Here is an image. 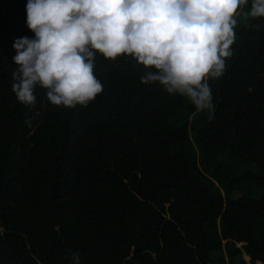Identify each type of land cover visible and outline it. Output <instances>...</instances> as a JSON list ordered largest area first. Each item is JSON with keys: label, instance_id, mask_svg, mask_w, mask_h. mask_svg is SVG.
Wrapping results in <instances>:
<instances>
[{"label": "trees", "instance_id": "obj_1", "mask_svg": "<svg viewBox=\"0 0 264 264\" xmlns=\"http://www.w3.org/2000/svg\"><path fill=\"white\" fill-rule=\"evenodd\" d=\"M27 2L0 0V264H264V17L244 16L251 0L208 81L211 114L141 83L132 57L97 53L103 92L65 108L36 86L31 126L12 91L13 44L34 38Z\"/></svg>", "mask_w": 264, "mask_h": 264}, {"label": "clouds", "instance_id": "obj_2", "mask_svg": "<svg viewBox=\"0 0 264 264\" xmlns=\"http://www.w3.org/2000/svg\"><path fill=\"white\" fill-rule=\"evenodd\" d=\"M249 0H28L27 27L17 39L12 91L37 119L35 88L54 106L86 107L104 90L95 75L96 54L115 61L127 55L147 71L141 83L159 82L186 97L193 116L214 111L208 81L227 69L238 10ZM244 16L264 17V0H251ZM154 69V71H153ZM72 264H80L72 253Z\"/></svg>", "mask_w": 264, "mask_h": 264}, {"label": "rangeland", "instance_id": "obj_3", "mask_svg": "<svg viewBox=\"0 0 264 264\" xmlns=\"http://www.w3.org/2000/svg\"><path fill=\"white\" fill-rule=\"evenodd\" d=\"M242 18H243L242 13L239 12L237 14V18H236L237 19V22L238 23L243 22V19ZM222 245L224 246L225 245V242H223ZM243 246H244V244H237L236 245V248L241 249ZM242 256H243V259L245 261V264H251L249 257H247L246 255H242ZM223 257H224V260L227 261L226 256L224 254H223ZM256 264H260V263H256Z\"/></svg>", "mask_w": 264, "mask_h": 264}]
</instances>
